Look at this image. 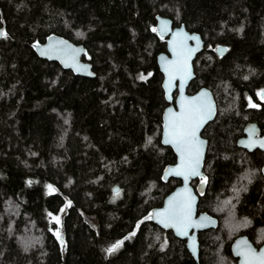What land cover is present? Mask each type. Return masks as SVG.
I'll return each instance as SVG.
<instances>
[{
  "label": "trees",
  "instance_id": "obj_1",
  "mask_svg": "<svg viewBox=\"0 0 264 264\" xmlns=\"http://www.w3.org/2000/svg\"><path fill=\"white\" fill-rule=\"evenodd\" d=\"M156 15L201 36L188 92L216 103L199 208L220 223L200 264H233L232 238L264 227L262 153L236 145L246 121L264 128V103L246 97L264 87V0H0V264H193L147 219L179 183L161 177L175 155L160 143ZM52 33L85 47L93 77L37 56L30 43Z\"/></svg>",
  "mask_w": 264,
  "mask_h": 264
},
{
  "label": "water",
  "instance_id": "obj_2",
  "mask_svg": "<svg viewBox=\"0 0 264 264\" xmlns=\"http://www.w3.org/2000/svg\"><path fill=\"white\" fill-rule=\"evenodd\" d=\"M165 25H167L165 27ZM5 24L3 23L0 26V31H4ZM155 29L156 33L160 38L165 40V50L160 51L156 55V63L159 68L160 73L162 74V81L161 87L164 92V98L167 103L165 108L162 112V123H161V133H160V143L163 146H168L172 149L175 155V161L173 163L167 164L163 171H162V180L168 181L170 178L177 179L179 183L170 191L168 192L163 200L161 205L155 206L149 210L148 217L151 215L153 216L150 221H152L155 225L160 227L163 230H171L173 235L179 239H186V248L189 251L191 257L194 259V264L198 263V241H197V231L203 230L209 227H216L217 221L214 217L207 213H199L197 214V204H198V193H202L204 191V184L199 182L196 188L193 187L192 181L196 178H201V176L205 177V174L202 170L203 168V161L205 159L206 151L208 142L205 139L201 132L204 127L211 122L216 116V103L213 97L211 90L205 86L199 88L192 94L187 93V87L191 80L194 78V60L197 55L203 50L204 42L201 36L196 32H190L186 29L184 24L174 25L173 21L167 17L162 15L155 16ZM177 33H183L186 37H192L186 39V45L188 49H193L194 51L191 52L190 57L188 59V73L184 75V78L181 79L180 74H176L175 78L170 81L169 73L165 71L167 65H170L173 61L177 59L176 55L173 52V44L177 38ZM31 48L37 54L38 57L45 59L47 61H54L57 62L63 69L72 71L75 75L83 76V77H93L94 73L92 71L91 64L82 59V56L85 54L86 49L80 43H73L70 40L66 39L65 37L58 35V34H49L45 37L43 41L34 40L30 43ZM48 48H55V51L49 53L48 55H41V51ZM79 50V51H76ZM215 52L218 56H223L226 51L227 47L224 45H217L215 47ZM74 57V58H73ZM79 69V70H78ZM177 91L176 96L173 97V92ZM207 93V99L210 100L213 106V114L210 119L207 120L206 123L198 130V137L199 140L202 142L201 144V159H200V166L199 172L200 175L197 176H189L187 181H185L183 176H177L174 174H168L169 169L176 168L180 164V156L177 152L176 147L171 143H165L167 139L165 132H166V125L168 123L169 117L171 113H179L181 110V99H192L195 97H199L201 93ZM174 100V104L171 102ZM259 128L255 123L249 122L246 123L243 127L244 134L240 136L236 144L238 147L246 149L248 151H252L254 149H259L264 152V147L259 146V141L264 140V134L256 137ZM254 132V135L252 134ZM255 141V145L253 147H248L247 145L250 142ZM262 172L264 173V164L262 166ZM118 187H114L113 191L116 192ZM190 193L191 196L194 198L193 203V211H192V222L194 224H199L201 217H208L213 223H207L202 227H190L187 229V235H181L177 232V230L173 227H165L163 224L159 222V218L154 216L157 212H163L166 208H168V202L172 198L176 197L178 193L185 192ZM194 230L193 233L190 234L191 230ZM245 240L248 242V246H250L257 254L261 251H264V245L260 247L259 250H256L253 245L247 240L245 236L237 238L232 245V252L234 256L238 257V264H243V257L237 255V244L241 241ZM195 248V251H193Z\"/></svg>",
  "mask_w": 264,
  "mask_h": 264
},
{
  "label": "snow or ice",
  "instance_id": "obj_3",
  "mask_svg": "<svg viewBox=\"0 0 264 264\" xmlns=\"http://www.w3.org/2000/svg\"><path fill=\"white\" fill-rule=\"evenodd\" d=\"M153 31H156V29L154 28ZM0 37L7 38V33L0 31ZM189 38L192 37H186L183 33H177V38L173 44V52L177 59L165 68V71L169 73L170 81L175 78L176 74H180L181 79H183L184 75L188 73V59L191 52L194 51L187 48L185 41ZM53 51H55V48L44 49L41 51V55H48ZM139 78L141 80L147 79L144 75H141ZM258 95L264 98V91L258 93ZM207 97L208 94L206 92L192 99L182 97L180 112L171 113L166 125L165 135L167 139L165 143L173 144L180 156V164L176 168L169 169L168 174L183 176L185 181H187L189 176L200 175L199 166L202 155V142L199 140L197 133L213 114V106ZM249 106L256 107L251 100H249ZM252 134L254 135V132ZM149 143H151L150 139ZM254 145L255 141L250 142L247 146L253 147ZM259 146L264 147V140L259 141ZM244 178L246 179L247 177ZM206 182L207 178L201 176V184H205ZM48 187L50 191H54L51 185ZM116 196H119V192L116 193ZM193 203L194 198L190 193L186 194V191L178 193L176 197L169 200L168 208L163 212L155 213L154 216L159 218V222L165 227H173L179 234L187 235V229L190 227H202L207 223H213L210 218L201 217L199 224H194L191 219ZM225 204H231V201H225ZM152 218L153 216L151 215L147 217V219ZM54 219L59 223V217H55ZM57 236L59 238L58 233ZM122 243L123 241H119L107 248L106 251L108 254H112L121 247ZM193 251H195V248H193ZM237 255L243 257V264H264V251L257 254L248 246V242L245 240H241L237 244Z\"/></svg>",
  "mask_w": 264,
  "mask_h": 264
},
{
  "label": "flooded vegetation",
  "instance_id": "obj_4",
  "mask_svg": "<svg viewBox=\"0 0 264 264\" xmlns=\"http://www.w3.org/2000/svg\"><path fill=\"white\" fill-rule=\"evenodd\" d=\"M190 84V83H189ZM189 86V85H188ZM197 91V90H196ZM262 91H264V87H260L259 89H257V91L253 94V96H251V95H247L246 97H247V103H248V106H249V100H251V102L253 103V104H255L256 105V107H252V108H259L260 107V104L261 103H264V98H262L260 95H258V93H261ZM195 92V91H194ZM194 92H188V87H187V93H189V94H192V93H194ZM176 93H177V91H174L173 92V97H175L176 96ZM172 104H174V100L171 102ZM250 107V106H249ZM249 122H252V123H255L257 126H258V128H259V131H258V133L256 134V137H259V136H261V135H263L264 134V128H262L261 127V125L258 123V122H256V121H253V120H248V121H246L245 123H244V125L246 124V123H249ZM244 125L241 127V134L237 137V139L240 137V136H242L243 134H244V132H243V127H244ZM206 127V126H205ZM205 127H204V129H205ZM204 129L202 130V132H201V135L205 138V139H207L204 135H203V131H204ZM237 139H236V141H237ZM207 142H208V140H207ZM237 145V144H236ZM243 149V148H242ZM245 151H247V152H254V151H258V152H261L262 153V155H261V157H262V159H261V162H260V164H259V166H260V172H261V174L264 176V173L262 172V166H263V164H264V152L263 151H261V150H259V149H254V150H252V151H248V150H246V149H244ZM207 152V151H206ZM206 161V155H205V159H204V161H203V168H202V170H203V172H204V174H205V177L207 178V182L204 184V191L202 192V193H198V197H199V199H198V204H197V214H199V213H207V214H209L207 211H205V210H203V209H200L199 208V202H200V200L202 199V197L204 196V194H206V191H207V183H208V176H207V174H206V172H205V170H204V162ZM199 182H201V178H196V179H194L193 181H192V185H193V187L194 188H196V186H197V184L199 183ZM209 215H211V214H209ZM212 217H214L215 219H216V221H217V225H216V227H209V228H206V229H203V230H198L197 231V241H198V263L200 264V261H199V259H200V253H201V251H202V248H203V242H204V239H203V235L206 233V231H208V230H210V229H215V228H217L218 227V225H219V220H218V217H216V216H213V215H211ZM249 227H252V225H250ZM163 230V229H162ZM164 231V233H163V237H162V240H161V243L162 244H165V245H167L168 244V236L170 235V237H172V238H176V239H178V240H180V241H182V243L184 244V246H185V248H186V239H179V238H177V237H175L174 235H173V233H172V231L171 230H163ZM193 229L190 231V234L191 233H193ZM167 233H168V235H167ZM243 236H245L246 238H247V240L253 245V247L256 249V250H259L260 249V247L261 246H263L264 245V227L263 226H260V225H257L255 228H254V231L253 232H251V236L248 234V233H239L238 235H236V236H234L233 238H232V240L230 241V243H229V246H228V252H227V254L228 255H230V259H231V261L233 262V264H238V257H236V256H234V254H233V252H232V245H233V243L235 242V240H237V238H239V237H243ZM186 250H187V248H186ZM187 252L189 253V251L187 250ZM190 254V253H189ZM191 256V255H190ZM194 260V259H193ZM193 264H194V262H193Z\"/></svg>",
  "mask_w": 264,
  "mask_h": 264
},
{
  "label": "rangeland",
  "instance_id": "obj_5",
  "mask_svg": "<svg viewBox=\"0 0 264 264\" xmlns=\"http://www.w3.org/2000/svg\"><path fill=\"white\" fill-rule=\"evenodd\" d=\"M114 193H117V192H114ZM65 208H66V206H63V207L61 208L60 215H62V213L64 212Z\"/></svg>",
  "mask_w": 264,
  "mask_h": 264
}]
</instances>
